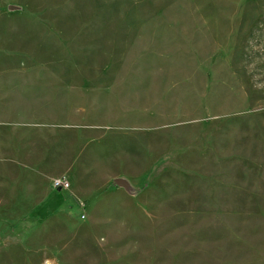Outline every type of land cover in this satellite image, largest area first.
<instances>
[{"label":"rangeland","instance_id":"1","mask_svg":"<svg viewBox=\"0 0 264 264\" xmlns=\"http://www.w3.org/2000/svg\"><path fill=\"white\" fill-rule=\"evenodd\" d=\"M0 264H264V0H0Z\"/></svg>","mask_w":264,"mask_h":264},{"label":"built area","instance_id":"2","mask_svg":"<svg viewBox=\"0 0 264 264\" xmlns=\"http://www.w3.org/2000/svg\"><path fill=\"white\" fill-rule=\"evenodd\" d=\"M54 187L68 189L70 187V182L67 178L59 177L54 180Z\"/></svg>","mask_w":264,"mask_h":264},{"label":"water","instance_id":"3","mask_svg":"<svg viewBox=\"0 0 264 264\" xmlns=\"http://www.w3.org/2000/svg\"><path fill=\"white\" fill-rule=\"evenodd\" d=\"M115 181H116L119 185H126L125 180L122 179V178H116Z\"/></svg>","mask_w":264,"mask_h":264}]
</instances>
